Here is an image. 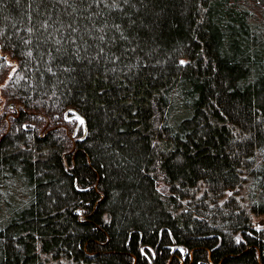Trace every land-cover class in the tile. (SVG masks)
I'll use <instances>...</instances> for the list:
<instances>
[{"label":"trees","instance_id":"obj_1","mask_svg":"<svg viewBox=\"0 0 264 264\" xmlns=\"http://www.w3.org/2000/svg\"><path fill=\"white\" fill-rule=\"evenodd\" d=\"M2 81L0 264H264V0H0Z\"/></svg>","mask_w":264,"mask_h":264},{"label":"rangeland","instance_id":"obj_2","mask_svg":"<svg viewBox=\"0 0 264 264\" xmlns=\"http://www.w3.org/2000/svg\"><path fill=\"white\" fill-rule=\"evenodd\" d=\"M8 60L9 63H12V65H14L15 63V59L12 58L10 55H8ZM12 69V68H11ZM5 82V81H4ZM2 85H3V81L0 82V94L2 95L3 91H2ZM2 104L4 105V102H2ZM12 111V110H11ZM70 115V114H69ZM75 118V117H72ZM253 221L254 224L259 227V228H264V213L258 214V215H254L253 216Z\"/></svg>","mask_w":264,"mask_h":264},{"label":"water","instance_id":"obj_3","mask_svg":"<svg viewBox=\"0 0 264 264\" xmlns=\"http://www.w3.org/2000/svg\"><path fill=\"white\" fill-rule=\"evenodd\" d=\"M72 113L69 115L70 118L75 117L78 119V123L84 122V117L77 110L72 109Z\"/></svg>","mask_w":264,"mask_h":264}]
</instances>
